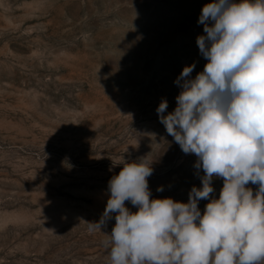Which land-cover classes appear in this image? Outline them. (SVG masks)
Masks as SVG:
<instances>
[{
  "label": "rangeland",
  "instance_id": "obj_1",
  "mask_svg": "<svg viewBox=\"0 0 264 264\" xmlns=\"http://www.w3.org/2000/svg\"><path fill=\"white\" fill-rule=\"evenodd\" d=\"M210 2L0 0V264H110L115 214L101 231L88 222L126 161L152 163L151 198L187 203L202 187L198 158L156 109H175L185 66L203 71L196 38ZM212 186L218 199L223 179Z\"/></svg>",
  "mask_w": 264,
  "mask_h": 264
},
{
  "label": "clouds",
  "instance_id": "obj_2",
  "mask_svg": "<svg viewBox=\"0 0 264 264\" xmlns=\"http://www.w3.org/2000/svg\"><path fill=\"white\" fill-rule=\"evenodd\" d=\"M198 24L207 63L195 78V63L185 66L174 81L177 106L164 115L162 99L156 111L183 153L198 158L202 187L191 188L187 203L151 198L152 163L126 161L108 182L100 220L88 222L101 231L115 214L103 232L110 264H264V0H212ZM214 177L223 179L218 199ZM200 200L209 201L203 214Z\"/></svg>",
  "mask_w": 264,
  "mask_h": 264
}]
</instances>
